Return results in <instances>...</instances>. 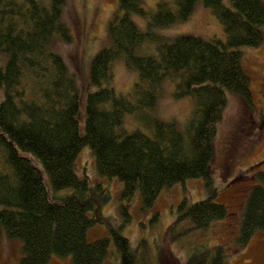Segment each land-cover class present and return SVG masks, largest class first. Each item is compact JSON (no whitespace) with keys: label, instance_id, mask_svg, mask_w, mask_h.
I'll use <instances>...</instances> for the list:
<instances>
[{"label":"trees","instance_id":"16d2710c","mask_svg":"<svg viewBox=\"0 0 264 264\" xmlns=\"http://www.w3.org/2000/svg\"><path fill=\"white\" fill-rule=\"evenodd\" d=\"M195 2L157 0L148 10L140 0H118L107 23L108 43L90 60L94 87L82 99L75 73L52 44L55 38L71 39L62 16L64 0H0V54L5 56L0 63V235L21 241L17 264H45L52 255L67 254L73 264H103L108 257L111 264H149L119 224L107 221L108 234L87 238V228L105 219L100 205L108 192L101 181L91 183L77 173L75 160L85 147L97 174L121 181L124 200L138 191L143 210L164 187L203 178L207 195L177 203L169 238L177 236L172 234L176 223L206 227L229 215L214 198L212 139L226 90L251 101L239 47L261 41L264 3L201 0L219 19L222 39L192 33L165 39L154 32L189 17ZM132 13L146 17L145 29ZM144 41L154 42L155 51H140ZM116 60L137 73L126 93L111 84ZM167 79L174 97L191 98L183 122L154 113ZM126 115L140 124L127 129ZM260 177L263 183L250 187L241 212V246L254 230H264V173ZM209 247L202 264H227L223 245Z\"/></svg>","mask_w":264,"mask_h":264},{"label":"rangeland","instance_id":"374dc122","mask_svg":"<svg viewBox=\"0 0 264 264\" xmlns=\"http://www.w3.org/2000/svg\"><path fill=\"white\" fill-rule=\"evenodd\" d=\"M117 1L64 0L62 16L69 26L71 39L62 41L55 38L52 44L75 73L82 99L85 92L94 87L88 78L90 60L98 49L108 43L107 23L117 7ZM156 1L140 0L148 10L154 8ZM131 18L141 29L146 28V17L132 13ZM260 28L262 39L257 45L239 47L242 67L248 76L251 101H246L234 91L226 90V103L212 139L210 178L217 190L214 198L227 206L229 215L210 222L206 227L176 223L172 234L177 233V236L169 238L167 227L176 217L177 203L182 198L192 202L207 195L203 178L191 177L164 187L153 204L143 210L138 191L130 199L124 200L119 194L121 181L97 174L93 155L85 147L79 151L75 160L77 173L85 175L91 183L101 181L108 192L107 198L100 205L105 219L87 228L89 240L108 234V221L119 224L121 232L139 252L145 253L149 264H202L208 255L209 246L216 244L226 248L227 264H264V230H254L242 246L238 241L241 212L249 189L256 183H263L260 173H264V21ZM153 30L165 39L182 33L198 34L204 38L224 37L219 19L201 0H196L186 19L156 26ZM139 49L152 53L155 51V43L144 41ZM4 60L5 56L0 54V63ZM112 72L111 84L114 88L121 93L128 92L136 79V70L127 67L122 60H116ZM172 87L171 80L162 83L154 113L162 119L183 122L191 110V98L174 97ZM82 113L81 106V117ZM139 124L133 115L124 118L127 129ZM230 150L233 151L231 159L227 154ZM195 244L205 245V248L196 247ZM21 255V241L1 234L0 264H17ZM111 263L112 259L108 257L103 264ZM45 264L73 263L71 255L67 254L52 255Z\"/></svg>","mask_w":264,"mask_h":264},{"label":"flooded vegetation","instance_id":"af4514ba","mask_svg":"<svg viewBox=\"0 0 264 264\" xmlns=\"http://www.w3.org/2000/svg\"><path fill=\"white\" fill-rule=\"evenodd\" d=\"M227 150H228V148H227ZM227 154L229 156L228 157L229 159H231L233 157V151L232 150H230L229 153H227Z\"/></svg>","mask_w":264,"mask_h":264}]
</instances>
